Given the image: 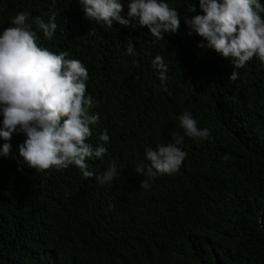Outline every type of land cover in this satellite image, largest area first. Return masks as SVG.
<instances>
[{"label":"trees","instance_id":"obj_1","mask_svg":"<svg viewBox=\"0 0 264 264\" xmlns=\"http://www.w3.org/2000/svg\"><path fill=\"white\" fill-rule=\"evenodd\" d=\"M120 2L127 17L129 0ZM164 2L182 19L158 40L135 20L107 28L87 19L79 0H0V33L20 12L45 22L56 13L51 40L33 26L37 43L86 67L85 95L99 115L87 142L95 146L105 129L110 137L88 163L99 176L114 161L119 173L100 184L74 165L35 170L19 156L24 133L0 138V148L11 145L0 155V264H264V61L254 56L230 80L231 59L188 35L183 17L203 14L199 0ZM129 41L135 56L125 55ZM184 112L210 139L184 136L179 170L141 189L136 165L147 163L148 147L184 135Z\"/></svg>","mask_w":264,"mask_h":264},{"label":"clouds","instance_id":"obj_2","mask_svg":"<svg viewBox=\"0 0 264 264\" xmlns=\"http://www.w3.org/2000/svg\"><path fill=\"white\" fill-rule=\"evenodd\" d=\"M79 3L89 20L107 28H112L113 22L128 27L135 20L158 40L164 39V34H175L182 19L177 9L164 0H129L127 17L121 16L120 0H79ZM199 9L202 15L183 17L190 29L188 35L194 32L206 41L197 47L231 59L230 80L238 79V70L254 56L264 61V5L259 0H199ZM188 10L197 12L194 4ZM55 21V12L47 22L41 16L20 12L12 18V26L0 33V114L3 116L0 138L10 141L14 132L24 133L26 139L18 145L19 156L32 169L59 170L74 165L84 178L95 176L100 184H111L119 175L114 161L99 176L88 163L107 152L105 144L110 137L105 129L95 146L87 142L99 115L91 111L96 106L95 100L85 95L86 67L79 60L67 59L66 51L57 54L37 43L33 26L51 40L58 27ZM124 52L136 55L131 41ZM152 64L160 72L159 79L166 82L168 66L164 58L157 55ZM179 122L184 135L172 132V142H162L155 149L148 147L144 160L147 163L136 165L137 174L145 177L141 189L148 190L160 175L179 170L187 156L181 147L184 136L210 139V130L199 129L191 113L184 112ZM10 149L9 143L3 144L0 155L7 156Z\"/></svg>","mask_w":264,"mask_h":264}]
</instances>
